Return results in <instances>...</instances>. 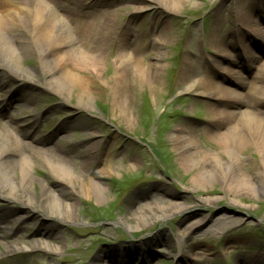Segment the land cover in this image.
I'll return each mask as SVG.
<instances>
[{"label": "rangeland", "instance_id": "rangeland-1", "mask_svg": "<svg viewBox=\"0 0 264 264\" xmlns=\"http://www.w3.org/2000/svg\"><path fill=\"white\" fill-rule=\"evenodd\" d=\"M254 2L263 4L264 0H184L176 12L155 27L156 18L165 14L161 13L160 2L114 0L110 8L115 12L116 25L123 29L134 18L136 21L129 34L136 38L144 34L145 40L141 41L144 51L138 55V61L142 70L147 66H159L155 83L149 86L144 75V80L139 77L136 84L127 82L130 88L119 84L113 67L119 56L120 39H116L108 45L109 53L103 54L100 60L101 77L92 81L90 95L69 89L63 99L54 91H32L28 94L27 111L17 114L16 104L12 105L3 121L1 119L10 134L20 129L28 113L39 114L42 122L34 127L38 137L48 138L57 128H63L60 135L63 134L64 139L54 140L48 146L61 145L67 149L70 170L80 169L83 149L93 141L96 145L91 153L99 160L94 170H104L103 161L109 155L110 175L99 179L105 191L100 204L95 202L94 196L84 197L81 189L75 192L67 184L61 185L76 197L73 223L58 232L60 244L56 247L47 238L34 237L38 223L23 217L28 224L26 233L16 231L15 238L0 237V252L3 244L13 240L19 243L22 251L0 258V264H113L103 255L114 252L123 261L120 248L141 250L142 257L144 253L150 254L147 264H178V252L188 256L191 264H243L242 259L251 257L262 258L261 264H264V192L234 199L221 193L218 183L191 191L194 169L188 171L179 164L173 144L177 136L174 131L183 125L185 130L192 132L191 138L200 153L213 156L217 151L223 152L207 123L208 100L197 95L204 92L203 89L190 93L185 89L200 85L202 79L221 76L218 69L221 66L237 70L232 58L239 62L241 50H233L226 43L239 29L238 25H244V16L261 22L264 9H247ZM136 7H143V10L137 12ZM161 34L165 35L163 41ZM258 43L247 44L255 56L262 57L264 55L256 54L261 47ZM216 48L228 50L233 57L217 56ZM211 59L218 64L210 69L204 64ZM36 63L35 56L28 54L18 71L9 66L3 69L0 65V83H4L0 90L19 89L22 86L17 78L19 73L29 72ZM183 75L188 76L187 82L181 81ZM31 77L39 79L41 74L35 72ZM242 82L247 79L243 78ZM113 96L119 102L117 105L112 103ZM120 100L124 106L126 101L127 119L118 116ZM256 110L264 113V98L252 112ZM11 117L16 120L11 121ZM188 133L184 134L186 141L190 138ZM238 152L237 158L243 165L247 164L251 170L260 166L261 159L254 147ZM33 167L37 180L45 181L49 187L55 184L53 177H45L46 165L33 164ZM253 172L258 175L256 169ZM204 191L211 196H204ZM37 193L35 186L34 194ZM141 197L146 203L136 206L135 211L149 205L166 208L167 204L159 202L160 199L187 209L162 223L139 225L129 231L127 226H120V219L125 215L127 200H142ZM154 197L159 200H153ZM0 206L21 209L17 203L3 199H0ZM202 219L205 224L198 231L179 239V233ZM178 240L180 244L176 246ZM35 242L44 250L30 252L29 246ZM56 248L60 249L58 253L48 252ZM142 262L140 258L139 262L130 264Z\"/></svg>", "mask_w": 264, "mask_h": 264}, {"label": "bare ground", "instance_id": "bare-ground-1", "mask_svg": "<svg viewBox=\"0 0 264 264\" xmlns=\"http://www.w3.org/2000/svg\"><path fill=\"white\" fill-rule=\"evenodd\" d=\"M113 1L0 0V65L3 69L9 66L18 71L20 63L28 54L35 56L37 62V66L29 72L19 73L17 78L22 85L19 89L10 93L0 90V119L15 104L17 114L27 111L28 94L32 91H54L63 99L69 89L79 90L84 96L90 95L92 81L101 77L100 60L103 54L109 53L108 45L116 39H120L117 47L119 56L113 67L119 84H123V88H130L127 82L136 84L144 78V75L149 86L155 83L156 75L160 71L159 66H147L142 70L138 61V55L144 51L141 43L143 39L145 40L144 34L140 38L129 34L130 28L136 21L134 18H131L123 29L116 25L115 12L110 8ZM153 1L160 2L161 13H165L164 17L156 18L154 25L156 27L164 18L176 12L178 5L183 4L184 0ZM249 6L251 7L247 8L248 10L264 9V2L263 4L254 2ZM134 10L139 12L143 7H136ZM243 23L242 27L238 25L237 37L231 36V47L234 49L239 46L248 59L247 52L250 50L246 42L252 40L250 38L252 35L264 43V28L247 16L243 17ZM164 38L165 35L161 34V41ZM146 40L149 41L147 38ZM216 52L223 59L233 57L228 50L217 49ZM209 61L214 65L217 64L214 59ZM252 61L233 62L238 68L237 71L230 67H220L218 69L221 71V76L217 74L215 78H205L200 85L198 83L185 89L186 93L194 92L198 88L203 89L204 92L197 95L208 100L207 123L213 130L212 136L216 137V141L223 149L222 153L217 151L213 156L202 154L191 138V131L185 130L183 125H179L174 131L177 136L173 144L176 146L174 148L177 151L179 164L188 171L194 169V175L190 179L192 184L190 190L193 192L213 183L220 185L221 193L234 199H242L245 195L257 196L264 192V113L262 114L263 111L260 110L252 112L264 98V61L262 65H253ZM243 70L249 71L251 78L255 79L252 82V89L246 95L240 91L243 84L238 80L239 72ZM35 72H39L41 78H32L31 75ZM188 80V76H181V81ZM3 85L4 83H0V89ZM115 99L113 96V105L119 103ZM220 100H223L224 104L221 110ZM124 104L127 107L126 101ZM125 106L120 100L119 118L129 117ZM41 118L39 114L28 113L23 119L26 125L24 132L17 131L14 134H10L7 127L5 125L2 127L0 123V199L21 206L20 210L0 206V237L15 238L16 231L26 233L28 224L23 221V217H26L38 223L33 233L34 237L47 238L57 247L60 244L58 232L65 225L73 223L75 210L73 200L76 196L74 193H68V190H64L62 186L67 184L74 188L75 192L81 189L84 197L94 196L97 204L102 203L105 191L101 188L99 179L110 175L108 160L110 156L108 155L103 161L105 169L95 172L94 167L99 160L91 153V149L96 145L92 141L83 149L80 169L70 170L67 149L61 145L48 146L54 140L64 139L63 134L60 135L63 128H57L48 138L38 137L34 127L42 122ZM186 132L190 135L188 141L184 140ZM248 147H254V151L260 156L261 164L255 168L258 175L253 172L255 169L251 170L247 164L243 165L237 158L238 151ZM129 162L132 160L130 159ZM33 164L46 165L45 177L55 179L52 187L47 186L45 181L36 179ZM35 186L38 189L37 195L34 194ZM204 196L211 195L204 191ZM141 198L142 200L131 198L126 202V212L120 219V226L122 224L127 226L125 228L129 231L139 225L162 223L187 209L182 205L169 204L160 199L159 202L167 204L166 208L149 205L135 211L136 206L146 203L144 198ZM156 198L158 197L152 199ZM18 213L21 215L18 216ZM208 221L209 219L206 220ZM204 224L203 219L190 224L183 233H179V239L190 232L198 231ZM179 244V240L176 241L175 245L179 246ZM42 250L44 248L38 242L29 246L30 252ZM119 250L124 258L123 261H120L114 252L106 253L103 257L113 264H130L139 262L140 258L143 260L142 264L150 263L147 261L151 259V255L147 253V256L144 253L142 257L141 250L131 251L121 248ZM18 251H22L19 243L14 240L5 243L0 258ZM59 251L58 248L48 250L51 255ZM178 254L180 256L177 259L178 264H191L188 256L181 252ZM242 260L243 264L262 263L260 257Z\"/></svg>", "mask_w": 264, "mask_h": 264}]
</instances>
